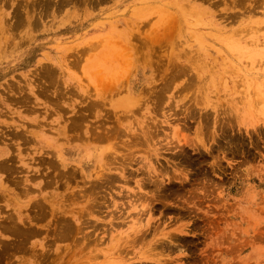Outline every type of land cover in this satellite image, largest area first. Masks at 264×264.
<instances>
[{"label": "rangeland", "instance_id": "374dc122", "mask_svg": "<svg viewBox=\"0 0 264 264\" xmlns=\"http://www.w3.org/2000/svg\"><path fill=\"white\" fill-rule=\"evenodd\" d=\"M63 1H0V160L13 157L15 166L10 179L0 171V264H264V0ZM72 105L86 119L69 130ZM227 118L228 134L241 136L225 137L231 147L211 137ZM200 124L204 145L191 147ZM103 131L111 140L95 142L98 151L110 144L117 161L130 151L135 160L111 193L102 189L108 198H94L97 208L87 201L93 176L71 177L78 166L55 157L68 137ZM26 176L32 189L24 194ZM132 189L149 222L147 240L130 248L123 240L136 215L110 204ZM153 232H172V244L160 237L172 247L140 259Z\"/></svg>", "mask_w": 264, "mask_h": 264}, {"label": "bare ground", "instance_id": "6f19581e", "mask_svg": "<svg viewBox=\"0 0 264 264\" xmlns=\"http://www.w3.org/2000/svg\"><path fill=\"white\" fill-rule=\"evenodd\" d=\"M1 1V0H0ZM4 1V0H3ZM7 1H9V0H7ZM36 0H34V2H35ZM40 1V0H39ZM44 1H46V0H44ZM65 1V0H64ZM63 1V2H64ZM67 1V0H66ZM65 1V2H66ZM33 2V3H34ZM38 2V1H37ZM43 2V1H42ZM48 2H50V1H47L46 3H48ZM57 2V1H56ZM60 2V1H59ZM59 2H57V3H59ZM62 2V3H63ZM45 3V2H44ZM55 3V2H54ZM61 3V4H62ZM37 3H35L34 5L35 6H37L36 5ZM53 4V3H52ZM60 4V3H59ZM40 5H44V6H48V5H51V3L50 4H47V5H45V4H42L41 2H40V4H39V6ZM17 6V5H16ZM27 6V5H26ZM41 6V7H42ZM60 5H58V7H59ZM20 7V6H19ZM23 7H25V6H23ZM30 8V6H27V8ZM32 7V6H31ZM0 8H2V7H0ZM15 8V7H14ZM16 8H18V7H16ZM15 8V9H16ZM28 8V10H30ZM33 8V7H32ZM14 9V10H15ZM25 9V8H24ZM47 9V8H46ZM56 9V8H55ZM14 10H12V11H14ZM18 10V9H17ZM17 10H15V13L17 12ZM28 10H27V12H28ZM35 10V9H34ZM39 10H42L41 8L39 9ZM44 10L45 9H43V12H44ZM31 11V10H30ZM28 12L27 14H31V12ZM47 11H48V9H47ZM20 12V11H19ZM23 12V11H22ZM41 12V11H40ZM14 13V14H15ZM18 13V12H17ZM25 13V12H24ZM38 14H39V16H40V14L41 13H39V12H37ZM12 14H13V12H12ZM20 14V13H19ZM38 14H36V15H38ZM16 15V14H15ZM21 15V14H20ZM20 15H19V18H20ZM35 15V14H34ZM35 15V16H36ZM44 15V14H43ZM66 15V14H65ZM17 17H18V15H16ZM24 17V16H23ZM22 17V18H23ZM29 17V16H28ZM65 17V16H64ZM12 18V17H11ZM31 18V17H30ZM36 18V17H35ZM34 19V18H33ZM37 19V18H36ZM10 19H8V21H9ZM19 20H21V22H22V19L20 18V19H17V21L15 22L16 24H18V25H20L21 23L20 22H18ZM27 20V19H26ZM8 21H6V22H8ZM29 21V20H28ZM37 21V20H36ZM36 21H35V19H34V22L36 23ZM10 22V21H9ZM8 22V23H9ZM7 23V24H8ZM20 23V24H19ZM5 24V23H4ZM12 24L14 25V23H13V21H12ZM11 24V25H12ZM15 24V25H16ZM25 24V23H24ZM23 24V25H24ZM30 24V23H29ZM39 24V23H38ZM13 25H12V27H13ZM37 25V24H36ZM40 25V24H39ZM6 26V25H5ZM16 27H17V25H16ZM19 27V26H18ZM37 27H38V25H37ZM36 27V28H37ZM1 30V29H0ZM15 30H16V28H15ZM15 30H13L14 32H15ZM35 30V29H34ZM14 34V33H13ZM48 67V66H47ZM50 76V75H49ZM159 86V85H158ZM160 87V86H159ZM128 91V90H127ZM158 91V90H157ZM161 91V90H160ZM159 92V91H158ZM158 92H156V93H158ZM162 92V91H161ZM129 94V93H128ZM159 94V93H158ZM161 94V93H160ZM129 96H130V101L134 104V103H137L136 101H139L137 98H134L131 94H129ZM156 96H158V95H156ZM155 96V97H156ZM138 98H140V97H138ZM137 99V100H136ZM124 100V99H123ZM122 100V101H123ZM129 100H127L126 98H125V100L122 102V103H124V104H128L129 105V103H127V101H129ZM18 101V100H17ZM21 102V101H20ZM90 102V101H89ZM22 103H23V101H22ZM131 103V104H132ZM154 103V102H153ZM155 104V103H154ZM135 105V104H134ZM29 107V106H28ZM71 107V106H70ZM87 108H85V110L87 109H89V111L91 110L90 108H93V104L92 103H89L88 104V106H86ZM33 109V108H32ZM28 110V109H27ZM35 110V109H34ZM188 110V109H187ZM187 110H186V113H187ZM196 110V109H195ZM30 111V110H29ZM81 111V110H80ZM84 111V110H83ZM190 111V110H189ZM188 111V112H189ZM198 111V110H197ZM79 112V111H78ZM77 112V109H76V111H75V107H74V105H72V107L70 108V129L69 130H74V129H76V128H78V126L80 127V125H79V123H81V122H79V121H82V120H84V119H86V114H84V113H78ZM196 112V111H195ZM185 114V113H184ZM188 114H190V112L188 113ZM205 114H207V115H205ZM205 117L206 118H208L207 116H209L208 114L209 113H207V112H205ZM186 115V114H185ZM190 116V115H189ZM202 116V115H201ZM191 117V116H190ZM204 118V117H203ZM69 119V118H68ZM206 120V119H205ZM86 121V120H85ZM83 122V121H82ZM216 123V126L218 127V128H216V126H215V129H217L216 131L215 130H213L212 131V135L213 136H211L212 138H215L214 136H216V137H223L224 139H225V137L227 138V137H241V136H236V135H231V134H228V132H230V131H232V127H233V123H232V121L230 120V119H225V121H219L218 123H217V121L215 122ZM103 124V123H102ZM101 124V125H102ZM105 124V123H104ZM118 125H122L119 121H118V123H117ZM205 124H207V123H205L204 122V126H205ZM82 125V124H81ZM90 125V124H89ZM10 126V125H9ZM104 126V125H103ZM69 127V126H68ZM203 126H201V124H200V126L198 127V129H197V132L195 131V133H196V138L198 139V140H200L198 143L199 144H197V143H191V142H188L187 141V144H189L191 147H193V146H198V145H200L201 144V142H202V146L204 145V142H203V134H202V129L204 128H202ZM206 127V126H205ZM94 128V127H93ZM112 128V127H111ZM114 128V127H113ZM206 128H208V127H206ZM12 129V128H11ZM114 129H116V131H120L119 130V128L118 127H116V128H114ZM114 129H112V130H110V128L109 129H105V131L106 130H108V131H113ZM184 129V128H183ZM209 129V128H208ZM87 130V129H86ZM85 130V131H86ZM92 130V129H91ZM176 130V129H175ZM207 130V129H206ZM108 131H106V132H108ZM178 131V130H177ZM177 131H176V133H177ZM180 131V130H179ZM205 130H203V133H204V136H205V132H204ZM219 133H218V132ZM25 132V131H24ZM92 132V131H91ZM114 132V131H113ZM151 132V131H150ZM208 132V131H207ZM206 132V133H207ZM21 133V135H23V136H25L24 134H26V133H23V131H21V130H19L18 132L16 131V133H14V135L15 136H18L19 134ZM86 133V132H85ZM95 133V132H94ZM100 133V132H99ZM98 133V134H99ZM216 133H218V134H216ZM35 134V133H34ZM96 134V133H95ZM96 134V136L94 135V137H75V136H73V137H68V141H69V143L67 144V146L66 147H63L62 149H61V151L60 152H58V155H56V157L55 158H58V159H60V161H61V163H62V165L64 164V165H66V164H70V163H72V164H76L78 167H71V170L69 171V176H71V177H75V175H77L78 173L77 172H80V174L83 176V178L84 177H88V176H90V175H92L93 176V178H92V180H94L93 182H90V181H92V180H90L89 182H90V193L91 194H93V196L91 195V194H89V193H86L87 195L89 194V196L91 197L90 199H89V197H88V203H89V201L92 199V201L93 202H95V201H97L98 200V198H99V192L101 193V191H102V193H104L105 191L104 190H102L103 188L105 189H107V190H109V192L111 191V188H112V186L114 185V183L117 181V180H120V179H126L127 178V176L130 174L129 172H128V168L131 166V162L133 161V160H135L134 159V157H133V152H128L127 154H125V155H120L119 154V156H120V158H119V160L117 161V155H115L116 154V152H114V150H109V151H105L106 149L108 150V146H110V144L109 145H107V147H105V148H103V149H100L99 151L97 150L98 148H97V146H96V143L95 142H104V141H109V140H111V137H104L105 136V133H104V131L102 132V135L101 134ZM107 134V133H106ZM151 135H152V132L150 133ZM104 135V136H103ZM181 135V134H180ZM82 136V135H81ZM99 136V137H98ZM102 136V137H101ZM148 136V135H147ZM19 137H21L20 135H19ZM27 137H30V136H27ZM26 136L25 137H22V140L23 141H28V138H27ZM12 138V137H11ZM83 138H86L85 139V141L84 142H80V141H83ZM152 138L153 139H155L153 136H152ZM182 139H184V140H186V138H185V135L183 134V132H182V137H181ZM77 139H79L80 141V143L81 144H79V142H77L76 144H75V140H77ZM71 140H73V141H71ZM89 140H90V142H89ZM149 140H150V137H149ZM207 140V139H206ZM91 141H94V142H91ZM178 141H180V140H178ZM219 141V140H218ZM225 141H226V139H225ZM232 140L230 139L228 142L226 141V142H224V143H227L228 144V146L229 147H231V142ZM123 142V141H122ZM126 142V141H125ZM136 142V141H135ZM127 144V143H126ZM131 144V143H130ZM136 144V143H135ZM218 144H220V143H218ZM127 146V145H126ZM129 146V145H128ZM136 146V145H135ZM10 147V146H9ZM9 147H5V148H3L5 151H6V149H7V151L9 150ZM133 147V146H132ZM225 147H227V146H225ZM228 147V148H229ZM109 148H111V147H109ZM130 148H128V150H129ZM233 149V148H232ZM7 151H6V153H7ZM82 151H84V153H82ZM184 151V150H183ZM182 151V152H183ZM185 152V151H184ZM181 153V152H180ZM179 154V153H178ZM186 155V154H185ZM185 155H184V157H185ZM188 156V155H187ZM52 157V156H51ZM53 158V157H52ZM181 158V157H180ZM187 158V157H186ZM185 158V159H186ZM217 158V156H215V159ZM92 159H93V161H92ZM179 159V158H178ZM184 159V160H185ZM13 160V157H11L10 159L9 158H6L5 160H0V171L2 170L3 172H5L6 174H7V176L9 175V179H10V176L12 175V173H14L15 171H14V167L12 166V163L10 162V161H12ZM51 160V159H50ZM55 160V159H54ZM54 160L52 159L51 161H50V166H52V169L54 168L55 169V166L53 165V162H54ZM149 160V159H148ZM180 160V159H179ZM181 160H182V158H181ZM191 160V159H190ZM56 161V160H55ZM150 161V160H149ZM216 161H217V159H216ZM116 162H117V165L118 166H115V164H116ZM177 162V161H176ZM180 162V161H179ZM178 162V163H179ZM186 162H189L188 160L186 161ZM185 161H184V163H186ZM148 163H150V162H148ZM191 163V162H190ZM55 164V163H54ZM179 164H181V163H179ZM60 165V164H59ZM71 165V164H70ZM111 165V166H110ZM92 166V168L89 170V168ZM147 167V166H146ZM156 167V166H155ZM67 168V167H66ZM76 168H79V171H77L76 170ZM115 168H117V171H118V173H113L112 171H116V170H114ZM150 170H152V169H155L154 167H148ZM159 168H161V167H159ZM159 168H157V169H159ZM69 169V168H68ZM131 170V169H130ZM148 171V170H147ZM166 171V170H165ZM164 171V172H165ZM53 172V171H52ZM54 172H55V170H54ZM53 172V173H54ZM154 172H156L155 170H154ZM159 172H160V170H159ZM158 172V173H159ZM185 172V171H184ZM58 173V172H57ZM59 173H60V171H59ZM166 173V172H165ZM180 174H182L183 176H184V178H185V176L186 175H188L187 174V172H185V173H183L182 172V170L179 172ZM195 173V172H194ZM200 173V172H199ZM202 173H204V172H202ZM11 174V175H10ZM50 174H52V173H50ZM63 174V173H62ZM128 174V175H127ZM159 174H162V175H165L164 173H159ZM167 174H169V173H167ZM166 174V175H167ZM198 174V173H197ZM206 174V173H205ZM48 175V174H47ZM207 175V174H206ZM6 176V177H7ZM39 176V175H38ZM53 176V175H52ZM81 176V177H82ZM91 176V177H92ZM169 176V175H168ZM180 176V175H179ZM204 176V175H203ZM32 177V176H31ZM57 177H59V176H57ZM56 177V178H57ZM167 177V176H166ZM172 177V176H171ZM171 177H167V179L169 180ZM177 177V176H176ZM210 177V176H209ZM33 178V177H32ZM51 178H53V177H51ZM62 178V177H61ZM60 178V179H61ZM64 178V177H63ZM79 178V177H78ZM82 178V179H83ZM120 178V179H119ZM144 178V177H143ZM161 178V177H160ZM182 178V177H181ZM3 179H5V178H3ZM16 179V178H15ZM65 179V178H64ZM75 179V178H74ZM166 179V180H167ZM173 179V178H172ZM171 179V180H172ZM180 179V178H179ZM199 179V178H198ZM203 179V178H202ZM6 180V179H5ZM31 180V179H30ZM29 179H28V177L26 176L24 179H22V181H21V177H20V180H11L12 181V183H14L15 185H20L18 182H20L21 181V184H22V186H24V189H22L23 190V192H24V194H27L29 191H30V189H32L31 188V184L30 185H27V184H25V183H27V182H29L30 181ZM77 180V179H76ZM84 180V179H83ZM146 180V179H145ZM160 180V179H159ZM58 180H56V182H57ZM68 181H70V180H68ZM75 181V180H74ZM73 181V182H74ZM162 181V180H161ZM181 181V180H180ZM183 181V180H182ZM181 181V182H182ZM52 182H54V181H52ZM52 182H50V183H52ZM88 182V181H87ZM136 182V186H137V190L138 191H140V189H141V187H142V184L138 181V180H136L135 181ZM169 182V184H170V182L171 181H168ZM11 183V182H10ZM75 183H76V181H75ZM173 183V182H172ZM88 184V183H87ZM148 184V183H147ZM163 184H165V183H163ZM163 184H161V185H163ZM49 185V184H48ZM152 185V184H151ZM161 185H154L153 184V186H155V188L156 189H159L160 190V186ZM200 185V184H199ZM15 187V189H17L18 187ZM50 186H51V184H50ZM164 186V185H163ZM167 186H169V185H167ZM48 187V186H47ZM169 187H171V186H169ZM168 187V188H169ZM173 187V186H172ZM161 188H163V187H161ZM165 188H166V186H165ZM164 188V189H165ZM197 188V187H196ZM167 189V188H166ZM170 189V188H169ZM83 190H85L84 188H83ZM83 190H81V191H79V192H82ZM87 190V189H86ZM85 190V191H86ZM162 190V189H161ZM174 190L175 189H172V193H177V191H175L174 192ZM18 191V190H17ZM85 191H83V192H85ZM164 191V190H163ZM162 191V193H166V191L165 192H163ZM78 192V191H77ZM77 192L75 191L74 192V195H75V193L77 194ZM79 192H78V194H79ZM82 192V193H83ZM109 192H106V193H108L109 194ZM120 192H122V190H120ZM145 192H147V191H145ZM155 192V191H154ZM170 192V191H169ZM100 194L101 196H102V198L103 199H106V198H108L107 197V194L106 193H104V194H106V198H105V195L104 194ZM111 193V192H110ZM149 193V192H148ZM161 193V192H160ZM160 193H158V194H160ZM161 193V194H162ZM77 194V195H78ZM86 194L85 195H83V194H81L80 193V196L81 195H83V197L85 196L86 197ZM152 194V198H159L160 196L158 195V194H154V193H151ZM167 194V193H166ZM169 194V193H168ZM110 195V194H109ZM113 195V194H112ZM163 195V194H162ZM121 196H128V199L126 200V201H124L123 203H117V202H115V201H113V203H111L110 205H112V207H114V209H116V208H118V207H120V208H122V210H120V211H125V213L124 214H127L128 216H130V211H134V212H132L134 215H136V218L135 219H137L136 221H134V220H131V222H132V225H131V227L130 226H128L129 228H131V233L128 235L129 236V239H128V237L127 236H124V238H126V241L125 240H123L124 242V244L123 243H121V244H123V245H125L124 247H127V246H130V248L131 247H134L135 246V244H137V243H139V242H141V243H143V242H145V240H147L146 238V235H147V230L146 229H143V228H145L147 225H148V222H149V220H144L145 221V223H142L141 222V220H140V217H139V215H140V213L142 214L143 212H144V210L146 211V209H148V207L145 209V207L147 206V205H145V203L143 204L142 203V200L140 201V198L139 197H141L142 195H140V193H137L136 191H134L133 189H132V191L129 193V195L127 194V195H124V193L123 194H121ZM166 196V195H165ZM167 196H170V195H167ZM173 196V195H172ZM76 197V196H75ZM82 197V198H83ZM98 197V198H97ZM97 198V200H95V199ZM111 198H113V196H111ZM161 198V197H160ZM163 198H167V197H163ZM103 199H101V200H103ZM139 199V200H138ZM144 199V198H143ZM146 199V198H145ZM81 200V199H80ZM84 200H85V198H84ZM39 201V200H38ZM37 201V203H39ZM99 201V200H98ZM17 202V201H16ZM91 202V201H90ZM103 202V201H102ZM137 202H139V203H137ZM144 202V201H143ZM92 203V202H91ZM91 203H89V204H91ZM98 203V202H97ZM96 202H95V204H93V206H96L97 205V208H98V206H100V205H98ZM99 203H101L100 201H99ZM104 203V202H103ZM32 204H34V203H32ZM91 204V205H92ZM108 205H109V203H107ZM125 205V206H122V205ZM91 205H89L90 206V208L92 207ZM34 207H35V204L33 205ZM20 207V206H19ZM36 207H38V206H36ZM102 207V206H101ZM107 207V206H106ZM125 207L127 208V211L125 210ZM150 207V206H149ZM89 208V209H90ZM94 208V207H93ZM100 208V207H99ZM143 208V209H142ZM85 209H86V207H85ZM84 209V210H85ZM88 209V208H87ZM150 209H151V207H150ZM100 210H102V209H100ZM87 211V210H86ZM85 211V212H86ZM91 211V210H90ZM150 212H151V210H149ZM84 212V211H83ZM84 212V213H85ZM111 212V211H110ZM110 212H108V213H110ZM114 211H112V213H113ZM147 212V211H146ZM150 212H148V213H150ZM131 213V214H132ZM145 213V212H144ZM143 213V214H144ZM147 213V214H148ZM154 213V212H153ZM87 214H89V213H87ZM86 214V215H87ZM121 214V216H123V214H122V212L120 213ZM121 216L120 215H117L116 216V218L117 219H119V220H121ZM80 217V216H79ZM124 217V216H123ZM18 218H20V216H18ZM82 218V217H81ZM116 218H114L113 217V219H116ZM125 218H128V217H126L125 216ZM132 218V217H131ZM60 219V218H59ZM116 219V220H117ZM9 220V219H8ZM62 220H63V218H62ZM66 220H68V219H66ZM65 220V218H64V221H66ZM70 220V219H69ZM68 220V221H69ZM84 220V219H83ZM60 222H61V220H59ZM68 221H67V223H64V226H65V224L67 225L68 224ZM58 222V221H57ZM60 222H58L59 224H60ZM71 223L70 224H72L73 226H74V223L72 222V221H70ZM111 222V224H112V220L110 221ZM81 223V222H80ZM86 223V222H85ZM85 223H83V224H85ZM118 223H119V221H118ZM127 223V222H126ZM3 224V223H2ZM110 224V225H111ZM115 224V223H114ZM113 224V225H114ZM117 224V223H116ZM124 224H125V222H124ZM61 225H62V223H61ZM72 225L70 226L69 225V227H70V229H71V227H72ZM94 225V224H93ZM118 225V224H117ZM119 225H121V223L119 224ZM10 226H11V224H10ZM27 226V225H26ZM77 226V225H76ZM97 226V225H96ZM169 226V225H168ZM2 227V226H1ZM57 227V226H56ZM69 227L67 228L66 226L64 227V228H67L66 230H67V232L70 230L69 229ZM81 227H82V224H81ZM155 227H157V225L155 226ZM167 227V226H166ZM186 227V226H185ZM28 228V227H27ZM33 228V227H32ZM58 228H62V226H60V227H58ZM74 228V227H73ZM73 228H72V230H73ZM153 228V227H152ZM2 229V228H1ZM11 229H12V227H11ZM76 229V228H75ZM94 229H95V227H94ZM153 229H155V228H153ZM171 229V228H170ZM183 229V228H182ZM31 230V229H30ZM34 230V229H33ZM66 230H64V234H66L67 232H66ZM72 230H70V231H72ZM186 230V229H185ZM6 231H8V229L6 228ZM17 231V230H16ZM55 231V230H54ZM56 231H57V229H56ZM62 231H63V228H62ZM161 231V230H160ZM4 232V231H3ZM8 232H11L10 231V229H9V231ZM13 232V231H12ZM18 232H19V230H18ZM18 232H16V233H18ZM73 232V231H72ZM157 232V231H156ZM156 232L154 233L153 232V234H151L150 236H151V238L149 239V237H148V241H146L147 242V246H145V247H147L148 248V250H146V251H143V252H141L140 253V255L141 256H139V258L141 259H149V258H151L152 257V254H155L156 252H155V249L157 248V247H159V249L160 248H163V247H166V249H167V247L170 245V244H167V242H169V243H171L172 242V237H173V235L170 233V234H168V233H162L161 234V236H159V238H155V236H156ZM71 232H68L67 233V235L68 234H70ZM159 233V232H158ZM12 234H14V233H12ZM21 234V233H20ZM75 235V234H74ZM32 236V235H31ZM60 236V235H59ZM15 237H17V236H15ZM19 237H20V235H19ZM19 237H17V238H19ZM30 237V236H29ZM63 237H65V235H62L61 234V238H63ZM67 237V236H66ZM156 237H158V236H156ZM160 237H164V238H166V239H168V241L166 240V239H161ZM16 238V239H17ZM20 238H23L22 237V235H21V237ZM123 238V239H124ZM176 238V237H175ZM177 240H179V239H177ZM176 240V241H177ZM15 241V240H14ZM13 241V242H14ZM22 241V240H21ZM167 241V242H166ZM22 242H24V240L22 241ZM79 242V241H78ZM152 242V243H151ZM174 242V241H173ZM175 243V242H174ZM5 244V243H4ZM22 244V243H21ZM20 244V245H21ZM145 244V243H144ZM172 244V243H171ZM180 244V243H179ZM7 245V244H6ZM26 245V244H25ZM142 246H143V244H142ZM171 247H172V245H170ZM180 247H182V245L180 246ZM3 248V247H2ZM19 248H21V247H19ZM177 248V247H176ZM7 249H8V247H7ZM5 250V249H4ZM165 250V249H164ZM62 251V250H61ZM170 251V250H169ZM161 252H163V251H161ZM167 252V251H166ZM153 256H155V255H153ZM150 260V259H149ZM154 261V260H153ZM159 259H157L155 262H157V264H159ZM143 263V262H142ZM143 264H146V263H143Z\"/></svg>", "mask_w": 264, "mask_h": 264}]
</instances>
